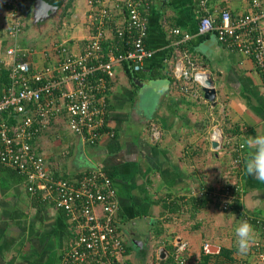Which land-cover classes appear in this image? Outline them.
<instances>
[{"label":"crops","instance_id":"crops-1","mask_svg":"<svg viewBox=\"0 0 264 264\" xmlns=\"http://www.w3.org/2000/svg\"><path fill=\"white\" fill-rule=\"evenodd\" d=\"M89 1L69 0L68 9V4L64 9L62 4L46 22L39 14L51 8L43 7L40 0H33L35 9L30 14L23 7L26 26L19 44L34 50L29 62L36 67L48 65L57 58L56 49L62 44L75 53L84 50L90 37L89 14L93 11ZM1 2L0 58L7 59L6 51L13 43L7 35L9 13ZM250 3L251 0H217L208 7L215 15L222 8L243 14L252 10ZM198 4L199 0H152L145 11L149 20L146 45L154 55L146 61L145 72L134 74L125 66L117 68L108 106V127L114 137L105 135L97 145H88L73 135L60 118L36 142L37 152L44 155L57 178L75 180L97 166L104 168L118 192L123 238L129 246L123 230L129 225L133 229L129 235L151 249L150 259L157 256L158 264H162V252L163 264L172 256L168 248H173L174 240L187 241L192 251L189 256L200 259L204 251V245L201 250L198 247L200 234L183 231L181 225L191 214V228L202 226L212 232L218 206L206 202L199 207L196 195L201 189L224 186L229 174L236 175L229 182L237 180L242 192L235 205L238 209L221 217L228 222L237 220V225L246 215L264 220V183L246 173L251 151L244 146L257 133L264 135L262 77L252 59L231 52L216 33L197 34L202 13ZM174 28L193 38L178 44L180 37L172 34ZM185 53L212 80L215 101L206 99L204 88L191 93L182 90L175 72L179 64L187 65ZM213 142L220 147L215 149ZM240 152L243 163L235 167L234 158ZM171 232H177L174 240ZM255 232L258 239L264 238L262 231ZM223 235H227L221 239L226 244H221L218 236L211 237L210 242L227 250L226 256H231L234 264H263L253 257L251 248L238 255L236 238L232 240L235 233L230 227ZM74 240L75 232L65 213L39 204L27 191L22 175L0 166V264H61ZM154 240L156 245L157 240L160 242L155 251L150 247ZM130 260L134 264L132 253Z\"/></svg>","mask_w":264,"mask_h":264},{"label":"built area","instance_id":"built-area-1","mask_svg":"<svg viewBox=\"0 0 264 264\" xmlns=\"http://www.w3.org/2000/svg\"><path fill=\"white\" fill-rule=\"evenodd\" d=\"M213 1L217 0H199L202 13L197 34L216 33L231 52L252 59L264 88V0H251L248 13L222 8L216 15L209 12ZM1 3L9 13L7 35L13 44L6 51L7 59L0 58V166L22 175L33 199L64 212L69 219L75 240L61 264H131L128 243L120 231L118 192L110 175L97 166L75 180L57 178L44 155L37 152L36 142L60 118L88 145H97L105 135L114 137L108 127L111 85L119 66L127 64L134 74L145 72L146 61L154 55L146 45L149 20L145 11L152 0H90V37L84 50L75 53L62 44L56 49L57 58L42 67L28 60L34 50L19 44L26 26L22 1ZM172 34L180 37L178 44L193 38L178 28ZM184 59L187 65L179 64L175 72L182 90L191 93L208 88L209 76L187 53ZM243 159L240 152L234 166L240 167ZM241 192L236 180L212 190L201 189L196 196H208L227 210L239 201ZM256 222L261 223L263 233L264 220ZM174 249V264H190L185 259L187 243L177 240ZM203 250L210 255L220 253L210 243ZM251 252L264 264V238H257Z\"/></svg>","mask_w":264,"mask_h":264},{"label":"rangeland","instance_id":"rangeland-1","mask_svg":"<svg viewBox=\"0 0 264 264\" xmlns=\"http://www.w3.org/2000/svg\"><path fill=\"white\" fill-rule=\"evenodd\" d=\"M69 1V0H68ZM68 1L66 2V3H63V6H62V8L64 9V7H65V5L66 4H68ZM73 11V10H72ZM65 12V11H64ZM64 12L62 13V14H64ZM51 13V14H50ZM54 15L52 14V12L51 11H47V13L45 14V16H43V18H42V22H46V21H48L51 17H53ZM215 175V174H214ZM235 176L236 175H234V177L233 176H231V174H229V177L230 178H228V182L229 181H231V177H233L234 179H236L235 178ZM212 202H213V206L214 207H217L218 206V208H216L217 209V212H215V218H214V222H213V225L215 226L213 229H212V232H211V229H209V228H205V227H197V228H191L190 226H189V224H190V219L192 218V217H190L191 216V214L190 215H188L189 217L186 219V220H184L183 221V223H182V225H181V227H183L182 228V230L183 231H189V232H191V233H198V234H200L199 235V237H198V247H199V249L201 250V247L200 246H203V245H205V244H207V243H205L206 242V240H209V242H210V238L212 237V238H214L215 239V237H219V239H220V243L221 244H226V241L225 240H221L222 238H225V237H227V235L226 236H224L223 235V233H225L226 232V230L230 227L231 228V232H233V234L235 233V229H236V227H237V220H235V221H233V220H229L230 222H228L225 218H222L221 216H224L225 214H228L230 211H231V209H227V210H224L223 208H221V206L220 205H218L216 202H214L213 200H212ZM220 207V208H219ZM231 213V212H230ZM200 214V213H199ZM202 215H203V213L201 214V217H202ZM184 218H186V217H184ZM194 218H192V220H193ZM181 220H176V221H174L175 223L176 222H178L179 224L181 223L180 222ZM191 224H193V223H191ZM194 225V224H193ZM192 225V226H193ZM139 228H141V226L140 227H138V229ZM145 229L146 228V225L144 224V223H142V229ZM164 231H165V228L166 227H161ZM123 230H124V232H125V237H126V239L128 240V242H129V246L131 247V253H132V259H133V263L134 264H147L149 261H150V263L151 264H158V261H159V259L157 258V256H155L154 258H151L150 259V257H151V249H147L142 243H139V242H136L134 239H132V236H130L129 235V233L130 232H132L133 233V229H132V227H130L129 225H126L124 228H123ZM169 230V228L167 229V231ZM177 234V232H171V236H172V240H174V238H175V235ZM204 235V236H203ZM233 238H236V236H234V235H232V240H233ZM148 239H150V238H148ZM237 239V238H236ZM227 240V239H226ZM144 241H146L145 240V238H144V240H143V242ZM175 242L177 241V240H174ZM148 242V241H147ZM156 241L154 240L153 242H152V244H150V247L151 248H153V250L154 249H158V247H159V241L157 240V245H156V243H155ZM174 242V243H175ZM185 243H187L188 244V242L187 241H185ZM194 243H196L195 242V240H194ZM210 244H212V245H214V246H217L218 244H214V243H212V242H210ZM155 245H156V247H155ZM188 247H189V244H188ZM191 247H192V245H191ZM203 249H204V247H203ZM155 251V250H154ZM187 253V256H189V254L191 253L192 254V251H189L188 250V252H186ZM239 253V252H238ZM239 256H240V253L238 254ZM160 257V256H159ZM190 257V256H189ZM238 260V259H237ZM240 264H242V263H240Z\"/></svg>","mask_w":264,"mask_h":264},{"label":"clouds","instance_id":"clouds-1","mask_svg":"<svg viewBox=\"0 0 264 264\" xmlns=\"http://www.w3.org/2000/svg\"><path fill=\"white\" fill-rule=\"evenodd\" d=\"M244 146L251 151V158L246 164V173L264 183V135L257 133L247 139ZM235 236L240 254H246L257 240L255 228L247 219L237 225Z\"/></svg>","mask_w":264,"mask_h":264},{"label":"trees","instance_id":"trees-1","mask_svg":"<svg viewBox=\"0 0 264 264\" xmlns=\"http://www.w3.org/2000/svg\"><path fill=\"white\" fill-rule=\"evenodd\" d=\"M22 1V3H23V5H24V8L28 11L27 13L28 14H30L31 12H32V10H34L35 9V4H33V0H21ZM28 5L29 6H31V7H28ZM69 6H71V2L67 5V7L65 8V9H68L69 8ZM37 8H38V6H37ZM36 8V9H37ZM52 13H55L57 10H50ZM39 12H40V10H39ZM45 12H47V11H45ZM42 13L43 14H39L40 15V19L41 18H43V16L46 14V13H44L43 12V10H42ZM35 18H36V16H35ZM125 67H126V69H128L130 72H131V70L129 69V67H128V65L126 64L125 65ZM130 74V73H129ZM226 183H228V181L226 182ZM35 200V199H34ZM206 202H212V199L211 198H208V196H205V197H203L202 199H196V203H197V205L199 206V207H202V206H204V205H206L207 203ZM39 203V202H38ZM239 203V201L238 200H236L232 205H231V207H230V209L231 210H236V209H238V207H235V205H237ZM39 204H41V203H39ZM42 205H44V204H42ZM219 205V204H218ZM46 206V205H45ZM235 207V208H234ZM173 211V210H172ZM175 211V210H174ZM247 216V215H246ZM245 216V219H247L248 217H246ZM247 220H249V222L254 226V228L257 230V231H262V225H261V223H257L256 221L257 220H259V219H257V218H253V217H251L250 216V218H248ZM263 234H264V232H263ZM169 249V252H172V256H170L168 259H167V262L165 263V264H174V253H175V249H174V246H173V248H168ZM130 251V253H131V248H130V246H128V252ZM227 250H225V249H221L220 250V253H219V255L217 254V255H210V254H206L204 251L202 252V254H201V257H200V259H194V258H192V257H189V256H185V259H186V261H187V263H190V264H226V263H223V259L225 258V259H228V260H230L231 262H232V259L233 258H231V256H226V252ZM235 261V260H234ZM132 264V263H131ZM231 264H234V262H232Z\"/></svg>","mask_w":264,"mask_h":264},{"label":"water","instance_id":"water-1","mask_svg":"<svg viewBox=\"0 0 264 264\" xmlns=\"http://www.w3.org/2000/svg\"><path fill=\"white\" fill-rule=\"evenodd\" d=\"M52 2L53 1H58V5H56V4H52V2L51 3H48L47 4V1H43V0H40V2H42V4H43V7L44 6H47V8H51V10H56V9H58L59 8V6H61L66 0H51ZM57 7V8H56ZM207 84H208V88H204L203 89V91H204V93H205V97H206V99L207 100H209V101H215V99H216V90L213 88V82H212V80H209L208 82H207ZM220 144H218L217 142H213V146H214V148L215 149H217V148H219L220 146H219ZM161 260H162V264H163V262H164V260H165V253L164 252H162V254H161Z\"/></svg>","mask_w":264,"mask_h":264}]
</instances>
